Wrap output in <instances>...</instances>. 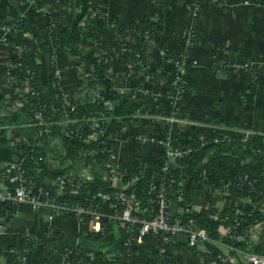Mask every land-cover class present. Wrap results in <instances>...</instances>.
Listing matches in <instances>:
<instances>
[{"label":"crops","instance_id":"obj_1","mask_svg":"<svg viewBox=\"0 0 264 264\" xmlns=\"http://www.w3.org/2000/svg\"><path fill=\"white\" fill-rule=\"evenodd\" d=\"M43 2L51 3L54 13H58L55 23H50L54 33L63 31L79 19L85 26L89 23L94 25L98 40L93 43L89 37H85L80 45L86 53L96 51L100 59L108 64L106 78L96 85L101 88L99 97L104 95L102 98L110 108L113 106L112 90L129 96L128 91L131 88L134 90L132 86L135 84L146 91L137 96L132 95L135 98L130 95V100L140 107L139 113L134 120L125 123L121 134L111 138L108 145L120 169L135 159L154 173L161 171L166 145L164 141L188 147L190 142L198 140L202 146L193 151L188 161L185 164L178 161L173 165L174 169H182L183 176L188 178L199 162L219 154L220 149L206 141L209 135L216 134L229 141L240 138L241 144L230 143L227 152L264 174V168L260 167V150L264 149V83L262 86L258 83L259 80L264 82V0L204 1V7L199 8L197 14L189 9L186 0H97L94 4L97 8L90 7L91 12L86 14L83 4L62 5L51 0ZM88 3L93 5L90 0ZM21 17L28 18L31 31L17 36L15 45L5 42L0 30V177L5 165L17 161L22 155L14 147L17 144L41 143L52 168L71 164L64 159L62 139H47L45 133L30 130V123L23 119V114L16 107L10 92L6 65L9 57L25 54L37 56L42 64L44 96L51 106L59 108L60 113H66L63 109L65 100L61 96L63 93L80 101L93 98L92 90L84 82L89 75L85 67L84 71L80 69L68 51L60 50L54 43L44 14L35 5H30L29 1L0 0V22L15 21ZM130 24L139 25L144 36L136 29L119 36L112 31V27ZM85 30L88 31L87 27ZM121 39L143 50L146 62L141 68H135L139 53L132 48L128 53L122 47ZM184 55L189 56L186 73L188 88L172 120L173 101L170 93L174 89L172 82L178 76L175 63ZM51 60L52 68L49 67ZM152 69L156 71L151 73L149 70ZM52 71L56 80L54 83L50 81ZM168 73H171V77ZM146 82L152 83L151 89L145 88ZM56 84L60 93L54 88ZM248 130L255 131L250 138L245 135ZM256 138H260V145H255ZM209 143L212 145L208 147ZM86 158H83L77 172L71 171L73 174L85 173L86 179L91 180L95 177L97 167L104 172V179L111 186L129 187L130 183L124 180V174L117 178L109 175L107 161L98 165L95 156ZM25 162L31 169V160ZM52 182L55 185L56 179ZM181 186L180 200H184L188 194V183L185 181ZM210 186L213 185L201 182L193 193L189 209L199 211L212 208L217 214L228 208L252 206L247 197L217 194ZM84 195V191L74 189L64 193L70 198H83ZM101 209L106 213L109 208L107 204H102ZM177 209L182 214L188 210L187 207ZM17 211L8 220V232L2 237L4 246L21 245L27 230L39 237L45 234L42 241L58 232L76 237L78 243L80 235H98L101 226V220L91 216L79 220L71 215H58L50 220L46 212L36 210L30 204L22 205ZM120 229L123 227L115 223L104 237L108 242L119 237L120 244L116 247L103 246L97 250L90 244L85 245L87 252L95 256L97 264H163L155 253L157 244L140 245L143 248L126 255L122 248L124 232L121 233ZM260 234V240H264V226ZM182 241L173 251L172 264H218L205 258L202 246L191 247ZM66 243L72 242H41L21 264H41L49 253L60 254L64 251ZM213 244L231 264H252L236 254L229 247L230 244L220 240Z\"/></svg>","mask_w":264,"mask_h":264},{"label":"trees","instance_id":"obj_2","mask_svg":"<svg viewBox=\"0 0 264 264\" xmlns=\"http://www.w3.org/2000/svg\"><path fill=\"white\" fill-rule=\"evenodd\" d=\"M27 1V0H25ZM56 4H72V5H84V12H91L90 7L96 9L94 5L97 0L93 1V5L88 3V0H51ZM190 4H197L199 8L204 7L203 0H186ZM92 9V10H94ZM58 13L53 12V16L57 17ZM82 19L69 25L66 29L59 33H54L51 29V25L48 24V29L53 38L54 43L59 47L60 50L66 49L69 56L74 59L76 63L80 61L84 64L85 71L89 74L85 83L89 85L92 89L98 82H102L106 78V70L108 69V64L100 59L96 51L87 52L80 45L83 38L89 37L92 42L98 40V34L92 23L85 26L82 24ZM21 28L18 29V35L22 36L27 31H31V25L28 18L21 17L16 20ZM87 27V32L85 27ZM137 30L144 36V31L137 24L130 25H120L117 27H112V31L119 36L125 34L129 30ZM16 37H11L9 43L15 45ZM122 47L127 49H134L133 51L139 53L138 64L135 68H141L142 64L146 62V58L143 50L137 48L136 46L130 44L124 39L120 40ZM100 44V43H99ZM99 44H97L99 46ZM168 57H173L168 55ZM15 67L9 69V76L16 79L17 82L10 85V92L13 99H19L21 96L19 93L15 92L14 87L22 85L26 80L30 81L33 87V91L27 93V98L23 107L20 109L23 114V119L31 123L30 130H36L38 132L45 133L47 139L52 137H60L63 142L65 154L64 159L67 163L70 161L73 167H58L52 168L47 160V154L44 150V146L41 143H28L24 145H14L16 151L20 152L22 155L20 159L33 160L38 159L39 163L36 166L40 168L41 175L28 174L32 181L37 185L46 184L50 188H53L51 194L58 197L61 201H68L69 203H83L86 205H97L102 204V200L98 199L96 196L98 193L102 192L104 194H113L115 191L120 189L119 186H111L104 179V172L97 169L95 177L91 180H85L83 185L79 188L76 187V183L73 185H68L65 192L74 190H89L91 192L92 198H70L64 195L58 196L56 193L59 192V186L54 183L53 180H57L58 176L64 172H77L81 162L83 160V153H87L88 159L95 156V161L98 165L102 164L111 156V148L108 145L111 143V138L120 135L123 130L125 123L135 119V116L139 113L140 107L130 100V95H134V90H132L129 96L125 94H120L117 90H112L113 96V106H109L105 100L101 97L95 96L87 101H80L76 98L70 99V106H65L66 113H60V110L56 106H51L44 96V86H43V75H42V64L37 60V56L34 54H25L24 56H11L8 58ZM52 60L49 61V67L52 68ZM52 70V69H51ZM152 72L156 69L149 70ZM169 74V73H168ZM171 77V73L169 74ZM51 82H56L54 72L52 71ZM259 85H263V81H258ZM132 87H136L133 84ZM56 92L58 93V85H54ZM61 92V91H60ZM59 92V93H60ZM104 94V93H103ZM122 98L121 101L119 99ZM173 110V109H171ZM169 111V110H168ZM40 112L44 116L45 122L38 124L36 119L37 113ZM169 113V112H168ZM97 120L100 124L99 127H94V120ZM68 120H71L68 122ZM66 122V124L62 123ZM27 123V126H28ZM96 134V137L92 138L91 135ZM167 135V134H166ZM206 141L213 143L214 147L220 149L219 154L207 161H201L197 164L193 174L186 178L182 174V169H172L168 172L155 171L152 172L145 168L141 161L133 160L128 165H122L121 169L124 170V180L129 184L126 192L132 194L137 202L139 203L140 210L137 212L140 216H145L147 218L153 217L158 210V189L162 181L166 182L167 192L166 197L171 204V210H173V218H179L184 223L194 219L197 221L198 225L204 227L209 236L213 241L207 242L205 244L207 251L204 256L210 261L218 264H231L228 258L222 253V251L213 244L215 240H220V226L221 225H232L233 233L237 237H242L241 240L237 238H231L229 236H223L222 241L227 244L233 245L241 249H250L256 253H264V240L259 242H252L247 236V232L252 230V225L257 224L264 220V211L256 210L251 207H239V208H228L223 211L218 212L216 215V210L212 208L202 209L199 211H194L189 209V204L192 202V197L194 191L200 186L201 182L211 184L215 187H220L226 185L228 191L231 195L239 198H250L253 200H259L264 194V183H263V173L255 167L247 165L242 162L237 156L228 153V145L235 144L240 145L241 139H232L229 141L227 138L218 136L216 134L209 135ZM219 141V142H217ZM4 143L3 141H1ZM260 138L255 139V145H260ZM190 153L181 158L179 162L185 164L188 159L193 154L197 148L202 146L200 141H192L188 145ZM232 146V145H231ZM260 157L262 162L261 168H264V149L260 151ZM42 158V159H39ZM86 158V159H87ZM63 159V160H64ZM71 165V166H72ZM72 173V172H71ZM76 178L80 177L77 174H73ZM186 178V179H185ZM188 183V194L184 200H180L181 189L183 182ZM182 183V184H181ZM12 187H15L16 183H9ZM156 189H152V187ZM57 195V196H56ZM6 205V204H5ZM8 211L12 215L18 210L16 204L9 203ZM178 207H187L188 210L185 213L177 212ZM238 210L244 212V215H238ZM69 215V214H67ZM90 217V216H88ZM101 225L105 230V233H98V235H80V240L78 243H66L65 251H67L72 259L85 258L87 261L90 260L91 255L87 252L86 244H90L91 247L97 250L101 249L103 246L106 248H113L120 244L119 237L112 242L105 240V236L110 233L113 224H118L107 216H103L100 219ZM121 233L124 229H120ZM124 235V234H122ZM45 237L43 234L41 237L37 238H24L21 245L10 246L9 251L5 253V262L2 264H21L22 259L18 251L15 249L26 250L28 255L33 253V249L42 241ZM125 237V235H124ZM124 237L122 240H124ZM105 240V241H104ZM146 240L150 244L161 245L162 240L159 241V237H154L150 234L146 237ZM182 239L173 240L169 242V248L167 250V255L169 258L166 259L167 264H172L173 251L176 250L181 244ZM2 238H0V247H2ZM157 246V245H156ZM122 248L126 251H135L143 247L140 245H133L131 248H127V244L122 242ZM99 255L101 252L98 251ZM156 255L159 256V251L156 248ZM59 254L49 253L43 260L41 264H56L55 260L58 258ZM97 255V254H95Z\"/></svg>","mask_w":264,"mask_h":264},{"label":"built area","instance_id":"obj_3","mask_svg":"<svg viewBox=\"0 0 264 264\" xmlns=\"http://www.w3.org/2000/svg\"><path fill=\"white\" fill-rule=\"evenodd\" d=\"M30 5H35L37 9L44 14L49 24L55 23V17L53 16V7L51 3H44L43 0H27ZM209 1V0H204ZM187 5L194 14L198 13L199 6L197 4H190L187 2ZM21 26L15 21H1L0 22V30L3 32V40L9 43V39L11 37H17L18 29ZM188 55H184L181 60L175 63L177 67L178 76L172 82L174 89L172 90V107L173 113L170 119H174L176 114L178 113V102L181 100L183 95L187 90L186 73H187V65H188ZM8 77H9V86L17 82L16 79L12 76H9V69L15 67V64L12 63L9 59L6 61ZM77 66L84 71L83 63L78 62ZM60 73L59 70H56ZM33 87L30 84L29 80H26L22 83V85H18L14 87L15 92L20 94L19 99H15V105L17 108L21 109L25 103V99L27 98V93L33 91ZM133 88L129 89L128 93ZM93 97L99 96V92H101V88L99 85H95L92 89ZM135 94L133 96H137L142 92H146L141 86L134 87ZM65 100L66 106H70V96L63 93L61 95ZM132 96V97H133ZM135 98V97H133ZM36 119L38 120V124L49 123L45 122L44 116L42 113L38 112ZM71 120H68L70 122ZM66 124V122H62ZM31 124V123H30ZM94 127H99V122L94 120ZM255 134L254 130H248L246 132V138L252 137ZM96 134L91 135L94 138ZM165 146V154L163 157V162L161 166L162 172H168L174 169L176 163L183 157L187 156L190 153V149L188 147H179L176 145H172L169 140L164 141ZM262 151V150H260ZM87 153H83V158L89 157ZM42 159V158H39ZM27 159L23 158L17 161L8 162L0 177V238H2L8 232V220L13 217L15 214H11L8 211L9 203L16 204L18 209L24 204H30L36 210L46 212L49 215V219L52 220L55 217L65 216L67 214L76 217L79 220H83L86 216H91L94 218H99L103 216H107L109 219L118 222L124 229V240L123 242L127 244V248H131L133 245H143L148 243L146 237L150 234L154 235V237H159V241L162 240L163 243L159 245L157 244V249L159 251V259L163 264H167L166 259L169 258L167 255V250L169 248V242L173 240H179L176 238V235L182 234L186 235L187 243L191 247H199L202 246L204 252L207 251L205 244L207 242L213 241L209 236L207 230L198 225L195 221L190 220L186 223L181 221L179 218H173V210H171V204L166 197L167 185L165 181H162L160 184V188L158 189V210L156 214L147 218L145 216H140L137 214L139 210V203L135 199L132 194L126 192L127 187H122L115 191L113 194H104L102 192L98 193L96 198L102 200V204H107L108 212L103 213L101 206L97 205H86L83 203L72 204L68 201H61L58 197H55L51 194L52 189L46 184L37 185L32 181L30 174L36 173V175H41V170L36 166V163H39L38 159L31 160L32 168L27 166ZM107 169L109 171V175L112 178H117L120 174H124V171L120 169V164L117 162L113 154L111 153L110 158L106 160ZM174 165V166H173ZM80 177L76 178L73 173L67 171L58 176L56 180V184L59 186V192L56 193L58 196L64 195L66 187L68 185H73L76 183V187L79 188L83 185L86 179L85 173H81ZM90 178V177H89ZM9 183H16L15 187L9 185ZM263 183H264V174H263ZM210 186V189L217 194H226L230 195L226 185H222L220 187ZM152 189H156V187H152ZM85 195L83 199L92 198L91 192L89 190H84ZM56 195V196H57ZM239 198V197H238ZM249 201L252 203L251 208L256 210L264 211V194L259 200H253L249 198ZM6 204V205H5ZM216 214L215 216H218ZM238 215H244V212L238 210ZM264 226V220L252 225V230L247 232V236L252 242L256 243L260 241V231L261 227ZM234 226L232 225H221L219 230L221 232L220 241H222L223 236H229L231 238H237L239 240L242 237H237L233 233ZM98 233H105L102 225L99 228ZM24 238H37L35 232L27 230ZM123 235V236H124ZM215 240L214 242H216ZM213 242V243H214ZM3 245V244H2ZM236 254L243 256L252 264H264V253H256L254 251H250V249H241L238 247H234L233 245L229 246ZM10 246H2L0 247V264L5 262V253L9 251ZM21 256L22 262L27 259L29 256L26 250L15 249ZM130 251L126 250L125 254L129 255ZM71 255L67 251H62L55 260L56 264H97V260L95 256H91L90 260L87 261L84 257L81 259H72ZM209 264H213L212 262H208Z\"/></svg>","mask_w":264,"mask_h":264},{"label":"water","instance_id":"obj_4","mask_svg":"<svg viewBox=\"0 0 264 264\" xmlns=\"http://www.w3.org/2000/svg\"><path fill=\"white\" fill-rule=\"evenodd\" d=\"M145 88L146 89H151L152 88V83L146 82L145 83ZM211 145L212 144L209 143L207 146L209 147ZM176 238L182 239V240L187 242L186 235L179 234V235H176ZM54 240H66L68 242H72V243H75V244L77 243V238L76 237L65 236L64 234H61V233H58V232L55 233V234H52L49 237L44 239V241H54Z\"/></svg>","mask_w":264,"mask_h":264},{"label":"rangeland","instance_id":"obj_5","mask_svg":"<svg viewBox=\"0 0 264 264\" xmlns=\"http://www.w3.org/2000/svg\"><path fill=\"white\" fill-rule=\"evenodd\" d=\"M90 1H92V2H93L94 0H90ZM51 2H52V1H51ZM50 25H51V24H50ZM187 88H188V85H187ZM178 103H179V102H178ZM178 107H179V105H178Z\"/></svg>","mask_w":264,"mask_h":264}]
</instances>
